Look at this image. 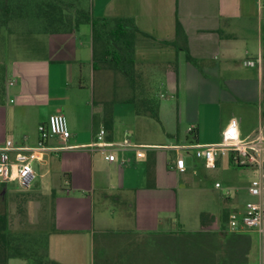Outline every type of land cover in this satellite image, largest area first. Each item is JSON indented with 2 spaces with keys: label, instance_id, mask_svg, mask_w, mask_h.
I'll return each mask as SVG.
<instances>
[{
  "label": "crops",
  "instance_id": "crops-1",
  "mask_svg": "<svg viewBox=\"0 0 264 264\" xmlns=\"http://www.w3.org/2000/svg\"><path fill=\"white\" fill-rule=\"evenodd\" d=\"M87 6L96 17L135 20L134 79L108 60L97 59L88 22L56 33L29 22L25 39L17 41L11 36L22 27L11 23L10 32L0 29V144L12 138L34 145L38 125L63 113L71 136L67 141L51 137L44 161L37 162L48 166L40 177H49L52 184L46 190L40 187L52 194L46 201L51 210L45 226L48 258L61 264H96L102 248L106 264H124L141 247L151 254L157 251L163 222L168 231L200 229L202 212L188 220L171 197L203 168L218 167L225 157L232 163L228 154L208 167L188 149L182 172L175 166L176 149L168 146L219 141L232 118L241 136L264 134V0H90ZM177 20L187 33L192 60L170 43L176 39ZM249 60L255 65L247 64ZM167 86L173 98L168 99ZM142 95L145 111L138 112ZM157 98L158 119L149 111ZM183 119L189 124L184 140L179 130ZM192 125L196 129L190 133ZM102 128L115 145L128 139L155 147L146 149L145 157L132 149H115L116 158L109 160L106 152L85 146ZM125 157L131 160L127 165L122 164ZM248 188L241 202L225 208L220 217L209 211L215 229L224 211L244 209L252 198ZM20 261L16 263L27 262Z\"/></svg>",
  "mask_w": 264,
  "mask_h": 264
},
{
  "label": "trees",
  "instance_id": "trees-1",
  "mask_svg": "<svg viewBox=\"0 0 264 264\" xmlns=\"http://www.w3.org/2000/svg\"><path fill=\"white\" fill-rule=\"evenodd\" d=\"M0 26L11 31V23H38L46 32H66L88 22L92 26L97 59L125 71L132 80L135 74V34L139 31L130 17H96L92 15L85 0H0ZM178 49L189 53L188 36L177 20L176 39L172 42ZM146 95L139 98L138 112L145 111ZM141 101V102H140ZM150 107L151 114L159 118V101ZM236 166V165H235ZM240 167V166H239ZM229 212L224 211L219 229L214 228V216L201 213L202 227L198 230L158 232L161 247L148 253L139 248L137 255L128 254L124 264H157V253L163 256L162 264H249L253 239L250 232H230L226 229ZM48 234L46 227L26 225L15 229L7 212L0 213V264H9L15 257L27 258L35 264H61L48 258ZM155 256L154 262L147 257ZM159 260V261H160Z\"/></svg>",
  "mask_w": 264,
  "mask_h": 264
},
{
  "label": "built area",
  "instance_id": "built-area-1",
  "mask_svg": "<svg viewBox=\"0 0 264 264\" xmlns=\"http://www.w3.org/2000/svg\"><path fill=\"white\" fill-rule=\"evenodd\" d=\"M255 65V61L246 62ZM12 84V82H11ZM196 127L190 126L188 131L194 132ZM57 136L67 141L71 136L67 117L63 113L51 114L46 122L38 125V139L34 145L15 142L12 138L0 144V190L6 189L9 183H17L22 189H29L36 179L37 172L34 163L43 162L48 150L47 142ZM85 146L106 152L109 160L116 158L115 149H132L138 157L146 156V149L155 147L132 143L125 139L122 145H115L106 139V129L102 128L96 139ZM176 149L175 166L180 171L186 170V160L182 150L194 149L197 157L203 158L208 167H214L216 160L230 154L234 165L254 170L248 191L252 196L244 204L242 211H232L227 219L226 229L230 232L257 233L260 242V254L257 264H264V134L241 136L238 121L232 118L222 132L219 141L211 143H195L170 145ZM130 158H123L122 164L130 163Z\"/></svg>",
  "mask_w": 264,
  "mask_h": 264
},
{
  "label": "rangeland",
  "instance_id": "rangeland-1",
  "mask_svg": "<svg viewBox=\"0 0 264 264\" xmlns=\"http://www.w3.org/2000/svg\"><path fill=\"white\" fill-rule=\"evenodd\" d=\"M87 3L89 4L90 0H87ZM15 25L17 27L21 26L22 28L17 30L16 36H11V41H13V39L17 41L19 38L24 40L26 36V29L29 26L28 23H26V21L20 23L16 22ZM2 26L3 25L0 26V29L3 28ZM180 81L182 83L181 92H183V101H185L183 109L184 113L187 99V75L184 74ZM137 85H140V83L137 82ZM167 89L168 99L173 98V90H171L169 86H167ZM188 125L189 124L186 119H183L182 126L179 127L180 136L183 140L185 139ZM183 154L189 159L190 154H188L186 150H183ZM227 159L228 158L225 157L224 161L218 167L203 168V172L200 171L197 175H191L190 179H188L185 184L179 185L171 199L175 200L177 211L186 216V219H197L196 217L198 213L207 210L208 212H214L218 217H220L225 208H231L241 202L240 196L242 194L244 195L245 187L250 185L252 179L255 177V174L253 175L254 170L235 166ZM34 167L36 169L37 176L29 189H22L15 182L8 184L5 193L0 190V213L7 212L9 214L12 227L15 229L19 227L24 228L26 225L38 228L49 226L47 220L50 218L51 210L50 207H46V201H48L49 198H52V194L51 192L47 193L40 190V187L42 186L46 190L47 187L49 188V186L52 185L49 177H40V174L44 172L48 166L39 165L36 162L34 163ZM165 225L166 222H163L158 232L167 231L164 229ZM250 234L252 235L253 245L249 256V264H257L260 254V242L256 232L250 231ZM159 236L160 234L157 233L158 248L161 247L160 244L162 242L161 239H159ZM145 241L146 243L151 242L152 239L149 238ZM146 247L149 248L148 246ZM15 258L13 260L16 261H13L12 264H17L16 262L21 263V259H25L27 261L25 264H35L27 258ZM105 259L106 256L104 254V250L99 248L97 250L96 264H106ZM154 259V255L147 257V261L154 262ZM160 259H163V256H160L157 253V264H162Z\"/></svg>",
  "mask_w": 264,
  "mask_h": 264
}]
</instances>
